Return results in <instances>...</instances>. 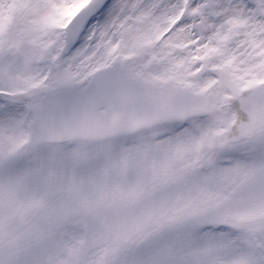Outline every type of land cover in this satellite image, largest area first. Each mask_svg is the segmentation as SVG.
<instances>
[{
	"label": "snow or ice",
	"instance_id": "1",
	"mask_svg": "<svg viewBox=\"0 0 264 264\" xmlns=\"http://www.w3.org/2000/svg\"><path fill=\"white\" fill-rule=\"evenodd\" d=\"M0 264H264V0H0Z\"/></svg>",
	"mask_w": 264,
	"mask_h": 264
}]
</instances>
